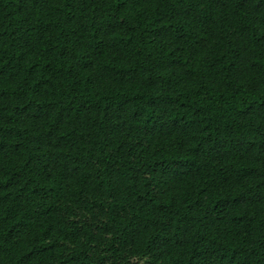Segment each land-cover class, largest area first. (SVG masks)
<instances>
[{
	"label": "trees",
	"instance_id": "trees-1",
	"mask_svg": "<svg viewBox=\"0 0 264 264\" xmlns=\"http://www.w3.org/2000/svg\"><path fill=\"white\" fill-rule=\"evenodd\" d=\"M0 264H264V0H0Z\"/></svg>",
	"mask_w": 264,
	"mask_h": 264
}]
</instances>
